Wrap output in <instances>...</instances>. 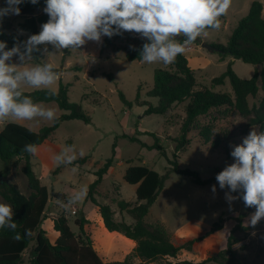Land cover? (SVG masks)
<instances>
[{
  "label": "rangeland",
  "instance_id": "rangeland-1",
  "mask_svg": "<svg viewBox=\"0 0 264 264\" xmlns=\"http://www.w3.org/2000/svg\"><path fill=\"white\" fill-rule=\"evenodd\" d=\"M252 1L262 4V16H264V0H231L227 13L219 18V29H208L197 38L196 43L185 45L186 51L183 55L187 59L188 66L194 71L196 89L212 88L211 79L225 71L229 62L233 72L241 79L251 78L255 69L260 74H264V64L253 66L230 57L219 60L216 52L206 50L202 46L203 44L224 45L238 20L247 14ZM3 7H7V4L5 0H0V8ZM17 21L15 15H8L3 18L2 24L9 22L17 30ZM181 37L185 36L181 34L174 39L179 43ZM105 38L107 41L101 47ZM146 40L147 38L138 34L124 32L111 38L103 36L101 43L89 41L75 51L67 49L58 51L51 45H43L41 64L34 63L28 58L21 61L19 54L8 61L16 64L18 70L52 64L54 70L62 73L61 78L48 88L41 89L56 92L60 83L67 85L68 100L80 104L90 116L88 124L78 120L61 122L50 137L38 146V153L30 157L31 169L40 183L47 188L48 194L55 192L64 195L61 201L56 198L48 199L44 211L45 217L39 228L45 232L49 241L53 242L56 238V234L50 228L53 217L63 215L70 229L77 234V227L73 222L78 216L83 215L87 219L84 228L92 240L93 249L98 257L103 262L114 261L124 264H175L181 258L203 260L224 249L228 236L232 235L234 239L241 240L233 246L241 264H264V219L255 228L247 226V221L255 212V208L245 207L241 190L231 192L227 187L221 189L216 184L194 185L188 177L172 173L169 165V161H175L179 169L196 171L201 179L216 177L225 167L235 162L231 152L237 145L243 143L250 131H257V128L250 129L243 136L235 137L240 130L242 120L235 114L225 118L219 116V118L216 117L218 113L213 112L211 115L214 116L213 129H225L235 137L228 156L219 151L210 152L206 146L198 143L197 131L188 135L189 143L185 151L176 152L173 139L177 136L184 117V103L173 105L164 115H144L145 107L134 103L135 95L139 90L140 102L148 101L155 104L154 98L146 96L153 84V71L157 68L170 69V65L162 63L147 64L142 60H126L125 48L139 45ZM34 90L38 89L31 88L26 83H21L19 88L21 92ZM212 90L232 94L228 81L221 86L213 87ZM119 92L131 104L130 107L120 100ZM260 95L259 90L255 99L248 98V103L257 101ZM38 104L44 108L56 109L57 117L66 113L54 102ZM208 119L207 116L200 119V122L205 123ZM9 122L23 125L32 131H38L42 126L53 123L42 117L32 121L8 117L0 120V130ZM143 132L152 133L157 138L165 156L156 149H146L139 143L122 138L123 135L134 136L145 146H152L155 141L153 136L143 135ZM113 144H115L113 162L98 185L94 197L97 203L110 207L114 221L132 224L131 218L125 212H120L116 205L119 200L128 202L130 206L137 203L136 186L123 181L126 161L132 160L131 164H142L158 174L168 173L164 187L149 208L145 221L162 227L174 245L180 246L187 240L203 235L216 221L220 223L221 228L194 244L190 251L180 250L179 256L174 260L165 258L141 260L134 252L135 243L132 240L104 229L95 205L87 197L76 200L82 189L88 187L95 179L93 172L111 157ZM81 151L84 153L82 157H87L86 161L83 164H68V156L75 155L76 159L82 158ZM174 154L178 156L176 159L173 158ZM57 155H62L63 160L56 161ZM22 163V159L16 158L7 163L0 162L2 173L0 182H9L22 194L27 195L26 180L20 170ZM59 165H62L61 169L54 174V170ZM5 168L7 171L4 174ZM213 186L215 192L212 190ZM227 195L237 198L229 202ZM0 203L7 204L1 196ZM244 227L247 230L241 231ZM242 245L244 248L240 250ZM33 246L34 241L29 243L28 249L25 250L24 261L27 260V254Z\"/></svg>",
  "mask_w": 264,
  "mask_h": 264
},
{
  "label": "trees",
  "instance_id": "trees-1",
  "mask_svg": "<svg viewBox=\"0 0 264 264\" xmlns=\"http://www.w3.org/2000/svg\"><path fill=\"white\" fill-rule=\"evenodd\" d=\"M45 0H39L35 5L24 2L19 5L20 14L16 28L5 22L0 24V41L6 43V49L10 50L14 46H19L21 53L25 52V45L28 38L40 32V27L47 22L49 17L43 12ZM14 28V29H13ZM187 38H179V43H183ZM106 38L101 47L105 45ZM145 42L136 45V50L130 47L125 48L124 56L126 60L140 61L142 46ZM196 43V42H194ZM219 57L237 59L253 66L264 64V16H262V4L252 1L248 12L241 17L233 31L227 36L224 45H213ZM43 56V45L38 46V50L31 53L30 59L34 63L41 64ZM111 78L110 75H107ZM228 81L232 94L215 92V86H221ZM258 81L260 85L258 86ZM211 87H200L196 89L194 71L188 66L185 56L179 55L175 63L170 64V69L157 68L153 71V84L147 92V97L154 98L155 104L148 101H139V90L135 95L134 103L137 106L145 107L144 115H164L176 104L184 103V117L179 125L178 134L173 139L175 151L184 152L189 143L188 135L197 131L198 143L206 146L210 152H223L228 156L233 139L245 135L250 129L256 127L258 133L264 131V74H260L256 69L249 79L239 78L231 69V62L226 66L219 76L211 79ZM67 85L59 84L56 92L38 89L31 92H21L31 96L35 103L54 102L60 110L66 113L58 116V119L49 126H42L38 131H32L17 123H5L0 130V162L7 163L13 159H22L20 168L26 180L28 194H22L15 185L9 182H0V196L13 208V221L17 224L15 231L10 228L0 229V264H124L119 262H103L93 249L92 240L86 232L84 225L87 219L80 215L74 220L77 227V234L70 229L66 218L63 215L53 217L51 231L56 234L53 242L45 236V232L39 228L44 219V211L49 198H56L61 201L64 197L62 193L51 192L48 194L47 188L42 185L31 169L30 157L32 155L22 151L28 143H35L40 146L64 121L78 120L84 124L90 123V116L85 112L80 104L68 100ZM261 91L257 101L249 104L248 98L255 99L258 91ZM50 93H56L51 95ZM120 100L131 106L124 99L121 92L118 93ZM96 103V101L94 102ZM213 112L225 118L230 114L237 115L241 120L240 130L237 136L225 129L214 130L212 121ZM209 117L208 121L201 123L200 119ZM219 117V118H220ZM143 135H150L154 138L152 146H145L134 136L123 135L122 138L130 142H136L146 149L152 148L165 153L158 144L157 138L152 133L143 132ZM115 156V144L111 148V157L98 167L94 172L95 179L88 185L87 199L95 205L104 229L110 233H119L126 239L135 243V254L144 261L156 258L176 259L180 250L190 251L192 246L200 242L203 238L215 233L221 228L218 221L214 222L210 228L201 236L187 240L180 246L174 245L164 229L158 225L148 224L145 217L149 208L157 200L159 192L163 189L168 178V173L158 174L152 169L142 164H131L132 160H127V167L123 174V181L129 185L136 186L135 197L137 203L130 206L124 200L117 201L120 212H125L132 220V224L123 221L116 222L112 218V211L108 205L97 203L94 195L100 182L108 173ZM178 156L173 155L176 159ZM87 157L78 158L68 163L70 165L83 164ZM172 173L188 177L197 186L206 184H216L219 186L216 177L201 179L196 171L190 169H179L175 161H169ZM62 165L55 170L56 174ZM7 168L4 170L6 173ZM2 173L0 172V178ZM243 193V189H240ZM220 220V218H218ZM238 224L235 226L237 228ZM31 230V235H25V230ZM242 228L241 231H246ZM21 236L20 240L14 239L16 234ZM34 241V246L30 248L27 260L24 261L23 254L28 249L29 243ZM241 240L234 239L229 235L224 249L215 254L207 256L203 260H191L181 258L175 264H241L236 250L233 246ZM244 245L240 246V250ZM26 262V263H25Z\"/></svg>",
  "mask_w": 264,
  "mask_h": 264
},
{
  "label": "clouds",
  "instance_id": "clouds-1",
  "mask_svg": "<svg viewBox=\"0 0 264 264\" xmlns=\"http://www.w3.org/2000/svg\"><path fill=\"white\" fill-rule=\"evenodd\" d=\"M5 2L7 7L0 8V24L5 16L19 15V5L26 0ZM27 2L35 5L39 0ZM230 5L231 0H45L43 12L49 19L41 25L38 34L28 38L24 53L19 46L5 50L6 43L0 41V120L12 117L32 121L42 117L54 122L58 119L56 109L42 107L19 88L21 83H26L34 89H46L62 73L50 63L18 70L16 64L8 63L13 56L19 54L24 61L39 45L75 51L89 41L101 43L103 36L111 38L128 32L150 41L142 46V62L170 65L186 51L185 45L195 42L208 29H219V18L227 13ZM181 34L187 39L178 43L174 38ZM130 48L136 50L133 45ZM22 151L34 156L38 145L28 143ZM80 155H84L83 151ZM231 156L235 162L220 171L216 180L221 189L227 187L231 192L243 189L245 207L255 208L247 226L255 228L264 219V131H250ZM75 159V155L68 156L67 162ZM55 160L62 161L63 156L57 155ZM88 190L85 186L76 200L86 199ZM212 190L215 192V186ZM236 198L227 195L229 202ZM13 215L11 205L0 203V229L7 227L15 231L17 224ZM25 235L30 236L31 230L26 229ZM14 239L20 240L21 236L17 233Z\"/></svg>",
  "mask_w": 264,
  "mask_h": 264
},
{
  "label": "water",
  "instance_id": "water-1",
  "mask_svg": "<svg viewBox=\"0 0 264 264\" xmlns=\"http://www.w3.org/2000/svg\"><path fill=\"white\" fill-rule=\"evenodd\" d=\"M206 50H209V51H215V48L211 45H208V44H203L202 45Z\"/></svg>",
  "mask_w": 264,
  "mask_h": 264
},
{
  "label": "crops",
  "instance_id": "crops-1",
  "mask_svg": "<svg viewBox=\"0 0 264 264\" xmlns=\"http://www.w3.org/2000/svg\"><path fill=\"white\" fill-rule=\"evenodd\" d=\"M189 47V46H188Z\"/></svg>",
  "mask_w": 264,
  "mask_h": 264
}]
</instances>
